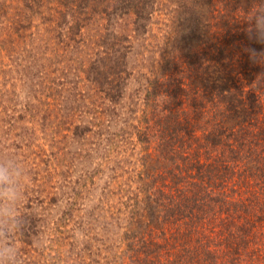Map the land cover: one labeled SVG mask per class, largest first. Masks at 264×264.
<instances>
[{
  "label": "trees",
  "instance_id": "obj_1",
  "mask_svg": "<svg viewBox=\"0 0 264 264\" xmlns=\"http://www.w3.org/2000/svg\"><path fill=\"white\" fill-rule=\"evenodd\" d=\"M4 1L0 58L20 56L28 93L43 79L51 105L49 90L65 91L71 72L81 83L60 103H70L63 129L77 120L69 144L82 168L69 160L57 175L83 199L104 174L89 214L99 208L101 242L126 241L115 250L101 243L95 263L264 264V44L249 36L264 0ZM33 37L46 38L42 49L21 58ZM37 98L30 93L27 105ZM58 195L55 185L29 189L27 209ZM69 251L61 264H86Z\"/></svg>",
  "mask_w": 264,
  "mask_h": 264
},
{
  "label": "rangeland",
  "instance_id": "obj_2",
  "mask_svg": "<svg viewBox=\"0 0 264 264\" xmlns=\"http://www.w3.org/2000/svg\"><path fill=\"white\" fill-rule=\"evenodd\" d=\"M2 1L4 0H0V2ZM3 3L5 4L6 2L4 1ZM70 9H74V7L72 6ZM40 31L43 32V29ZM45 39H36L34 37L28 40L23 39L25 41L21 45L24 51L21 54V58L24 53L31 52L33 54L39 52L44 45ZM30 46H32V49H29ZM77 49V57L81 54L83 55V51L86 50L81 47ZM76 51L74 50V52ZM19 60L20 56L17 54L14 55L12 61H9L7 57L0 58V100H3V103H0V150H11L18 153L21 159L29 165L31 168L29 189L55 185L58 188L59 195L56 201L45 202V206L36 200L33 201V204H38V206L34 205L28 211L35 216L34 220L31 219V221L37 225L33 228V234L26 235L18 243L22 245L23 254L30 264H45L44 257L51 258L47 264H61L59 258H61L62 253L66 255L70 252V249H76L82 253L81 257L86 261V264H105L104 259H100L99 263H95L98 258H92L96 256L97 247L103 243L104 247L112 250L121 249L124 248V242L126 241L116 235L101 242L100 235L104 233V230H102L103 224H99V220H102L100 215L97 214L99 208L94 215L89 214V211L100 205V195L105 192L102 187L103 183L106 182L104 181V174L100 175V178L98 175L95 177V186L90 188L94 196L83 199H79L76 195L75 199L71 198V194L64 189L62 186L64 183L57 175V173L65 170L63 164L66 163L69 166L67 162L75 159L74 149L69 144V135L73 125L77 122L75 119V122L70 126V130L63 129L69 121V117L67 115L62 117V115L65 110H68L70 103L67 105L65 103L61 104L60 100L62 96L72 97L77 94L81 83L72 76L71 72V77L60 84V87L65 89V91L56 94L55 89L49 90L52 94L51 101L53 104L48 105L50 102L49 96L42 95L40 91L43 79L34 78L33 89L30 93L39 94L40 98L34 99L35 103L28 106L26 102L30 93H28L27 88L21 82L20 69L23 65ZM60 68H63V65L60 64ZM56 74L58 75V72ZM90 86L91 83L85 81L83 90L87 93L90 90ZM83 123L87 122H81L80 126ZM134 141L136 142L135 139ZM135 147L138 149L139 146L136 144L134 145ZM70 163H74L71 168L74 172L77 168H82L75 160ZM71 202L77 205L78 210H85L86 214L83 212L77 213L76 205H71ZM115 208L120 210L119 216L121 218L126 217L125 210L127 207L116 204ZM68 211L72 212L73 219L67 214ZM36 217L37 222L35 220ZM40 218L41 220H38ZM79 223L83 230L87 226L88 232H83L80 228H77ZM89 236L91 237L89 239L90 245L85 248L82 244ZM33 237L40 238L44 245L43 250L33 247ZM77 241L80 244L79 242L77 244ZM98 254L100 255V252ZM103 254L104 252L101 253V255Z\"/></svg>",
  "mask_w": 264,
  "mask_h": 264
},
{
  "label": "clouds",
  "instance_id": "obj_3",
  "mask_svg": "<svg viewBox=\"0 0 264 264\" xmlns=\"http://www.w3.org/2000/svg\"><path fill=\"white\" fill-rule=\"evenodd\" d=\"M249 20L250 38L264 44V8H257ZM259 55L264 56V51ZM30 176L31 168L18 153L0 150V264H30L18 243L28 234L33 215L26 204ZM32 245L44 248L38 237H33ZM43 259L47 264L51 258Z\"/></svg>",
  "mask_w": 264,
  "mask_h": 264
}]
</instances>
